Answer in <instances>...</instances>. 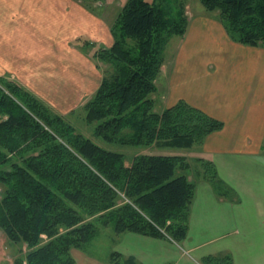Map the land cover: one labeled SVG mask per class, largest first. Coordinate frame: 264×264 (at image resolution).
I'll return each mask as SVG.
<instances>
[{"label": "trees", "instance_id": "trees-1", "mask_svg": "<svg viewBox=\"0 0 264 264\" xmlns=\"http://www.w3.org/2000/svg\"><path fill=\"white\" fill-rule=\"evenodd\" d=\"M217 11L229 36L264 46V0H199ZM183 3L126 0L111 26L113 42L92 57L102 78L82 106L93 134L106 143L156 148L199 145L222 122L180 99L154 109L156 80L172 36H182ZM82 46L88 45L82 40ZM194 175L219 188L211 161L197 157ZM187 156L142 152L127 164L78 131L17 81L0 76V228L26 249L13 264H77L72 249L87 243L96 224L180 242L187 235L195 183ZM193 172V171H192ZM97 222H95V221ZM114 264L118 254L110 253ZM201 264H233L229 253Z\"/></svg>", "mask_w": 264, "mask_h": 264}, {"label": "crops", "instance_id": "crops-1", "mask_svg": "<svg viewBox=\"0 0 264 264\" xmlns=\"http://www.w3.org/2000/svg\"><path fill=\"white\" fill-rule=\"evenodd\" d=\"M91 9L89 0H0V74L65 117L82 107L102 78L92 51L113 42L110 15ZM164 55L156 110L182 99L222 122L184 153L211 161L219 188L190 173L186 237L114 233L116 264H201L221 253L233 264H264V46L233 40L217 11L191 8L185 32ZM110 253L78 256L80 264H114Z\"/></svg>", "mask_w": 264, "mask_h": 264}, {"label": "rangeland", "instance_id": "rangeland-1", "mask_svg": "<svg viewBox=\"0 0 264 264\" xmlns=\"http://www.w3.org/2000/svg\"><path fill=\"white\" fill-rule=\"evenodd\" d=\"M102 5L100 4V0H89L90 2V8H102L104 7L105 9V16L110 21V27L112 26L113 22L115 21L119 11L123 7L124 3L126 0H101ZM182 2L183 3V10L184 14L188 18L190 16L191 8H193L197 13L199 11L205 10L204 6L201 4L199 0H172V7L176 8V5ZM97 5V6H96ZM91 9V10H94ZM101 10V9H99ZM101 13V11H100ZM110 15L107 17V15ZM177 35H174L171 37L169 40L167 47L169 49L173 48V44L176 41ZM166 47V48H167ZM98 64V63H96ZM104 66L103 63L99 62V67ZM0 76L8 77L10 76L8 73H2ZM9 78V77H8ZM10 79H13L16 81L13 77H10ZM18 82V81H17ZM19 83V82H18ZM162 92L161 90V83L157 84L156 82V91L153 93V97L156 96L158 93ZM34 94V93H33ZM35 95V94H34ZM36 96V95H35ZM37 97V96H36ZM39 98V97H37ZM40 99V98H39ZM41 100V99H40ZM42 101V100H41ZM44 102V101H43ZM45 103V102H44ZM155 106V105H154ZM155 106L154 109H156ZM54 109V108H53ZM54 111H56L54 109ZM62 115V114H61ZM84 112L82 107H80L77 110H71L66 114V118L69 122H71L74 127L82 132L84 135H90V137L97 143H100L103 147H106L108 149H113L117 151H122L125 155L126 158V163L128 164L131 161V158L138 153H144V152H157L159 149L156 148L155 146L149 145V146H126V145H119V144H114V143H106L102 139L95 137L93 134V127L94 123H88L84 119ZM198 145L191 147V148H180V149H169V148H161L162 150H165V152L169 153H178V154H183L184 153H193L195 150V147ZM168 149L170 151H168ZM198 157L197 154H195L193 157H187L189 162H190V169L192 174H194V169L199 168V161H196V158ZM193 171V172H192ZM1 186H0V192H1ZM95 221V220H94ZM97 222V221H95ZM96 233L95 235L81 248L78 249H72V253L74 254L75 260L77 264H80V259L81 255L78 256V254H86V255H94L97 257H105L108 255V253L111 252V249L113 247V239H114V226L113 224H109L107 226H104L101 223L96 224ZM22 248V251L26 249V246L23 244L20 246L19 244H13L11 243L2 229L0 228V264H13V260L16 256V254L19 252V249Z\"/></svg>", "mask_w": 264, "mask_h": 264}]
</instances>
